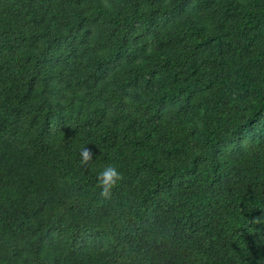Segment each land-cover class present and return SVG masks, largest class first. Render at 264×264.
Returning <instances> with one entry per match:
<instances>
[{"label": "trees", "instance_id": "obj_1", "mask_svg": "<svg viewBox=\"0 0 264 264\" xmlns=\"http://www.w3.org/2000/svg\"><path fill=\"white\" fill-rule=\"evenodd\" d=\"M0 264H264V0H0Z\"/></svg>", "mask_w": 264, "mask_h": 264}, {"label": "clouds", "instance_id": "obj_2", "mask_svg": "<svg viewBox=\"0 0 264 264\" xmlns=\"http://www.w3.org/2000/svg\"><path fill=\"white\" fill-rule=\"evenodd\" d=\"M82 157L85 162L92 158V153L89 149L82 150ZM99 183L103 186L102 191L105 195L108 194L112 185H114L121 176V172L115 165L106 166L99 174Z\"/></svg>", "mask_w": 264, "mask_h": 264}]
</instances>
